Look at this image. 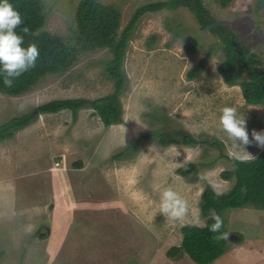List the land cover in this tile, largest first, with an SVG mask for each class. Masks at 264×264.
Instances as JSON below:
<instances>
[{"label":"rangeland","instance_id":"rangeland-1","mask_svg":"<svg viewBox=\"0 0 264 264\" xmlns=\"http://www.w3.org/2000/svg\"><path fill=\"white\" fill-rule=\"evenodd\" d=\"M78 1L41 0L42 29L72 37ZM100 1L119 8L122 28L136 7L163 0ZM201 2L257 55L264 70V0ZM188 38L199 48L189 50ZM110 56L107 48L79 52L69 66L43 75L26 92L0 93V123L52 99L111 92L113 80L104 71ZM222 56L220 39L200 29L188 7L148 11L134 25L121 66L127 83L120 92V123L103 125L89 106L75 118L61 109L39 113L0 141V264H199L185 252L170 257L167 251L181 243L183 224L205 223L204 187L221 193L233 184L223 175L234 165L225 157L232 142L219 123L221 109L232 106L244 114L250 140L253 130L264 132V104L247 103L240 85L224 80L217 71ZM203 59L200 73L188 79V69ZM246 77L239 72V81ZM153 109L173 118L167 128L183 127L219 146L135 141L150 128L145 113ZM131 142L129 157L112 158ZM263 149L255 141L246 146L253 157ZM187 162L196 170L186 177L176 169ZM167 187L187 201L182 221L160 212ZM223 220L228 248L208 264H264V209L227 208Z\"/></svg>","mask_w":264,"mask_h":264},{"label":"trees","instance_id":"trees-1","mask_svg":"<svg viewBox=\"0 0 264 264\" xmlns=\"http://www.w3.org/2000/svg\"><path fill=\"white\" fill-rule=\"evenodd\" d=\"M24 19V25L31 33L24 38V47L35 42L40 50L36 66L15 79L13 86L7 88L0 75V93L19 95L32 88L43 75L59 71L69 66L79 52L107 48L111 56L105 61V74L113 80V90L97 98L83 97L57 98L41 103L33 111L23 112L11 116L0 123V141L11 138L15 131L35 120L39 113L56 112L69 109L73 118L79 108L89 106L98 115L103 125L120 123L121 102L120 92L127 83V77L122 70L128 41L133 28L140 16L148 11L159 10L163 7L176 9L180 6L188 7L194 14L200 29H208L221 41L222 59L217 64V71L229 84L238 83L241 94L247 103L264 104V70L260 67L257 55L247 46L238 41L237 35L224 24L213 19L201 0H163L151 1L135 8L127 24L121 28L120 10L113 4L100 0H79L74 12V25L70 28L72 37L63 38L43 30L45 15L41 0H9ZM226 5L228 0H220ZM21 28L18 34L23 35ZM187 48L194 50L199 44L191 38L186 39ZM211 52L209 48L208 53ZM205 60L194 64L187 71V78L197 76L203 68ZM245 71L247 77L238 80L239 72ZM238 80V81H237ZM149 127L142 132L135 141H155L159 145L182 144L196 145L208 143L219 146L215 139H198L183 127L167 128L173 118L162 109H153L145 113ZM132 144L124 145L111 156L114 159L129 157ZM234 165L232 170L224 172L225 178L234 179L231 187L218 193L211 186L206 185L200 195V213L206 217L203 225L183 224L180 227L182 240L179 245L171 246L167 255L174 257L179 252H185L193 261L208 264L215 261L228 248L227 239H214L220 233H212L209 227L214 221L213 215H219L223 220V211L227 208H237L246 205L264 209V149L258 152L252 160L241 163L230 155H225ZM196 170L194 162H187L176 171L182 176H188ZM224 226L221 233H227Z\"/></svg>","mask_w":264,"mask_h":264},{"label":"clouds","instance_id":"clouds-1","mask_svg":"<svg viewBox=\"0 0 264 264\" xmlns=\"http://www.w3.org/2000/svg\"><path fill=\"white\" fill-rule=\"evenodd\" d=\"M24 25V19L20 12L9 3V0H0V75L3 76V84L7 88L13 86L15 79L36 66L40 56V50L35 42H30L24 47V38L31 30ZM21 28L23 35L18 34L16 29ZM219 123L227 133L231 151V158L246 163L254 157L246 150V146L255 141L257 146L264 147V132L252 131V139L246 129V117L238 113L236 107L225 106L221 109ZM178 155V153H177ZM160 212L168 219L182 221L188 215L187 201L172 187L165 188L160 194ZM209 231L220 233L214 239H227V233H221L223 220L219 215H213Z\"/></svg>","mask_w":264,"mask_h":264}]
</instances>
